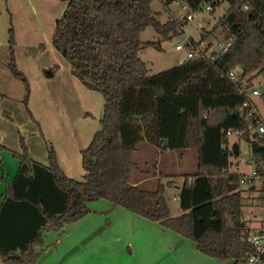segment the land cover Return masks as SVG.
I'll list each match as a JSON object with an SVG mask.
<instances>
[{"label":"trees","instance_id":"1","mask_svg":"<svg viewBox=\"0 0 264 264\" xmlns=\"http://www.w3.org/2000/svg\"><path fill=\"white\" fill-rule=\"evenodd\" d=\"M153 1L67 0L55 21L51 44L69 63L71 75L102 96L100 129L81 151V181L64 174L52 146L47 148V165L34 161L19 136L20 151L12 153L17 172L11 182L0 177L5 182L0 196L2 264H34L44 234L62 231L85 217L88 204L98 200L158 223L219 262L240 263L253 250L245 215L249 197L241 190L243 174L228 170L229 157L238 152V144L230 149L229 136L247 142L263 174L264 139L251 137L255 124L246 118L242 104L253 82L264 76V0H227L229 8L212 31L202 34L198 43L189 38L185 44L196 47L220 30L222 41H231L224 53L209 59L194 50L193 58L149 75L139 54L149 47L161 50V42H142L141 33L152 27L162 40L170 41L188 22L187 14L183 20L172 17L161 23L159 13L151 9ZM208 1L185 0L193 12L208 9ZM11 31L7 67L24 83L26 104L30 88L17 69ZM57 69L47 70V77ZM229 72H234L235 81ZM260 98L264 106V91ZM141 143L153 145L161 155L196 152L195 173L182 175L175 217L165 198L173 181L163 183L165 176L160 174L152 190L132 184V172L139 170L134 153ZM0 149L7 150L2 145Z\"/></svg>","mask_w":264,"mask_h":264},{"label":"rangeland","instance_id":"2","mask_svg":"<svg viewBox=\"0 0 264 264\" xmlns=\"http://www.w3.org/2000/svg\"><path fill=\"white\" fill-rule=\"evenodd\" d=\"M66 3L67 0H0V42H2L0 45L4 46L5 51L7 50L8 61L5 68L9 73L10 71L7 67L10 60L8 44L10 38L9 29H12L11 35L14 40L13 51L17 66L16 47L18 43L17 39H19V27L24 22H31L36 26L35 28H40V31L38 29L34 31L33 38L37 39L39 35L42 34V28L44 27V25H40V23L43 19H46V15L53 16L47 12L52 9L54 16H59L58 18H60ZM228 8L229 3L227 0H223L215 9L204 8L202 11L194 12L188 8L185 0H170L167 5L158 0L153 1L151 3V9L159 13L158 19L161 23H165L172 17L183 20L187 14L191 15L193 20L188 21L184 25L182 33L170 41L162 40L152 27H147L141 33L140 39L142 42H161V50L149 47L145 48L139 54L140 59L147 66L149 75L157 74L178 65V61L185 57L187 47L185 44H187V40L190 38L195 43H198L201 39V35L212 31L216 22L225 14ZM23 37L29 38L26 34H23ZM213 37L214 38L209 37L206 41H202L209 50L215 47L217 40H223L220 30L214 31ZM42 44V42H39L34 46L32 52L29 50L30 56L35 55V52L41 54L44 51L43 48H41L44 47ZM178 44L183 45L181 51L175 49V46ZM17 69L22 72L18 66ZM49 69L43 71V75L46 78H51L47 77L45 73ZM22 73L29 84V97L31 98L32 86L36 78L29 79L24 72ZM11 76L15 81L20 83L19 86V84L15 82V86L18 88L21 87L23 96L21 97L19 107L15 106L16 108L13 110V113L10 112L11 115L9 113L5 114L3 119L5 125L11 123L10 117L15 120V136L17 135V140L19 142V136H21L23 140L26 139V136L21 134L19 129L20 126H23V132L31 130L29 125H32L34 130L40 132L38 129L39 121L35 119L32 110L29 109V97L27 103H24V97L26 95L24 83L12 74ZM253 83L255 90L260 93L264 91V76L256 79ZM252 98L256 105L257 113L264 121V106L261 98L258 96ZM77 100L78 99H76V101ZM66 102L67 104L75 103H72L71 99L66 100ZM31 103L38 104L39 102L38 99L33 97V102ZM100 107L98 103L97 109L94 108L89 113H84L83 111V113H78L79 115L77 114V116L74 117L71 116V118H75V120L78 121L77 123H79L78 125L82 123L81 120H88L87 122L91 125V128H98L100 126V118L98 115L100 110L102 112V107L101 109ZM19 120L22 125L18 122ZM69 131L70 129H66L67 137L78 134L77 130ZM254 135L255 132H252L251 137ZM38 136L43 143L45 142L46 149L48 146H52L55 150L54 144L49 141L47 137L41 136L40 134H38ZM69 139L72 140L71 138ZM229 143L231 150L234 144H238V152L229 157V172H236L247 176L250 175L254 170V165L253 163H249L251 153L247 142L245 140H238L236 135H230ZM142 147H146L150 149V151L152 150V152L158 151L153 145L147 143L140 144L138 149ZM12 153L13 150L11 149H0V177L4 176L8 182L13 180L18 169V161L13 157ZM181 153L183 156L179 158ZM165 154H162L165 155L162 158V163L164 161L167 164L172 163L174 166L173 169H169L168 173L170 175L172 174V176L169 177V179L164 177L163 183L167 182V180L173 181V185L165 189V198L171 216L175 217L179 215L178 192L183 180L179 172L194 174L197 168V155L194 150H185L183 152L169 151ZM159 155L161 154L159 153ZM150 158L151 156L148 157L147 164H150ZM134 160L138 162L140 166L139 170H134L132 172V178L139 175L141 171H148L140 151L134 153ZM149 171L153 172L152 167ZM155 187L156 185L149 189L152 190ZM4 190L5 182L0 180V196L3 194ZM241 190L245 197H249L246 199V203L249 207L245 209L247 220L248 218L250 219L252 215L258 213V209L252 208L256 204L255 197L257 194L248 192L249 188L246 184L241 186ZM88 207L90 213L85 217L66 225L62 231H51L44 234L43 245L37 247V250L41 253L34 264H229L228 262H219L200 254L196 250L194 242L182 238L176 233L163 228L158 223L148 221L124 208L113 207L112 204L106 200H98L89 203ZM71 249H74L73 252L79 250L78 256L76 255L77 258L74 261L70 259V254L66 255L63 253ZM0 264H2L1 260Z\"/></svg>","mask_w":264,"mask_h":264},{"label":"crops","instance_id":"3","mask_svg":"<svg viewBox=\"0 0 264 264\" xmlns=\"http://www.w3.org/2000/svg\"><path fill=\"white\" fill-rule=\"evenodd\" d=\"M47 13L53 16L46 15V19H43L40 23V25H44V27L42 28V34H40L37 39L33 38L34 31L35 29L40 31V28H35L36 26L31 22H24L19 27L20 31L18 32V36L20 40L17 39L18 43L16 47L17 66L29 79L36 78L33 83L34 88L32 86L31 98L29 97V109L32 110L35 119L39 121L38 129L40 132L34 130L32 125H29L31 130H26V132H23V126H20L19 129L21 134L26 136L24 140L25 145L29 156L34 161L43 165H47L48 162L46 144L39 139L38 134H40L41 136L47 137L48 140L54 144L57 159L64 174L69 178L81 181L84 175L81 162V151L88 147L93 135L100 129V126L98 128H91V125L87 122L88 120H81L82 123L78 125V121H76L75 118L72 119L71 116H77L78 113H83V111L84 113H89L92 109H97L98 103L103 107V98L99 93L86 89L79 80L73 77L70 73L69 63L53 48L51 38L55 27L54 21H56L59 16H54L52 9ZM23 34H26L29 38H24ZM39 42H42V45H44V53L37 54L35 52V55L30 56V51L32 52L34 46ZM1 43L2 42H0V44ZM7 61V50L5 51L4 46L0 45V145L13 151H19V142L17 140V135L15 136V120L10 117L11 123L5 125L3 117L7 113L11 115L13 110L19 107L23 91L21 87L18 88L15 86V82H17L19 86L20 83L15 81L5 68ZM53 65L58 66L57 72L53 77L46 78L43 75V71L51 68ZM33 97L38 99V104L31 103L33 102ZM69 99H71L72 103L75 102L76 99L78 100L74 104H67L66 100ZM98 117L101 120V110ZM18 122L22 125L20 120ZM66 129H70V131L77 130L78 134L68 136L72 139L70 140L67 137ZM137 149L136 151H140L143 156V161L147 165L146 169H148L149 174L139 173V175L132 178L133 185L143 189H149L156 185L160 174L168 179L172 176V174L170 175L168 173L169 169L174 168L173 164H167L164 161L162 163V158L166 154L159 155L158 151L152 152V150L150 151V149L146 147L139 148V151ZM149 156H151L149 160L150 164H147ZM182 156L183 154L181 153L179 158ZM136 163L139 168V163ZM151 167L153 172L149 171ZM179 174L182 176L186 173L179 172ZM73 250L74 249L69 251L66 250V252L63 253L66 255L70 254V259L74 261L77 258L76 255L78 256L79 250H76V252H73Z\"/></svg>","mask_w":264,"mask_h":264},{"label":"built area","instance_id":"4","mask_svg":"<svg viewBox=\"0 0 264 264\" xmlns=\"http://www.w3.org/2000/svg\"><path fill=\"white\" fill-rule=\"evenodd\" d=\"M223 0H210L206 3L208 9H212L214 5H218ZM187 21H192L193 17L187 15ZM231 41H219L216 42L215 47L210 49L206 47L204 42H200L198 46H187L185 57L178 61L179 64L184 63L187 59L193 58L195 56V51L198 50L200 57H207L209 59H214L216 53H224ZM175 49L181 51L183 45L178 44ZM209 50V51H208ZM228 76L235 81L237 77L234 72H229ZM260 97V92L254 88L247 93V98L242 104V108L245 110V116L247 119L252 121L251 124H255L252 127V131L255 132L253 137H259L264 139V123L261 122L262 119L256 111V105L252 97ZM260 118V119H259ZM249 163H253V159L250 157ZM254 165V163H253ZM263 174L258 173V167L254 165V170L250 175H242L240 182L242 185L246 184L248 188H252V193H256V204L255 209H258V213L251 216L249 219V241L253 248L252 251H248L245 254L244 261L237 264H263L262 260L264 258V164L261 166ZM251 193V192H250Z\"/></svg>","mask_w":264,"mask_h":264}]
</instances>
